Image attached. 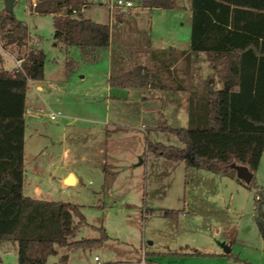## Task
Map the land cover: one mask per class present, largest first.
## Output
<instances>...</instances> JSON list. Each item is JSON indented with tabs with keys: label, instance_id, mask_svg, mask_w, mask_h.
<instances>
[{
	"label": "rangeland",
	"instance_id": "1",
	"mask_svg": "<svg viewBox=\"0 0 264 264\" xmlns=\"http://www.w3.org/2000/svg\"><path fill=\"white\" fill-rule=\"evenodd\" d=\"M28 1L17 0L13 12L41 40L49 71L43 81L55 92L48 97V91H36L34 86L39 82L34 81L28 91V106L44 112L61 111L63 115L56 120L27 116L25 194L36 196L33 189L39 186L43 189L39 198L79 205L88 224L81 227L76 239L99 238L101 227L109 235L101 246L73 251L59 247V254L49 256V262H57L62 254L68 253L67 264H141L144 255L149 264H264V240L256 220V199L262 195L259 190L264 194V155L254 181L247 183L238 181L239 177L186 166L183 161H172L148 151L149 143L186 146L176 135L157 129L154 115L145 119L144 126L139 127L142 130L134 125L135 128L106 136L105 125L96 121L107 111V97L102 90L103 82L106 83L102 70L107 61L101 56L97 63L86 62L78 47L67 50L61 45L55 46L53 16L29 13ZM132 1L134 8L128 13L118 7L111 8L105 0H89L90 6L85 9L87 17L111 25L114 66L121 54L128 65L131 63L132 51L119 50L116 46L126 45L129 36L137 32L136 16L142 0ZM178 1L182 6L178 12L183 13L181 25L187 21V0ZM159 14V11L153 12L149 23L150 27L152 23L153 43L164 46L168 43L166 21L163 15L159 19ZM174 27H178L176 22ZM3 53L5 68H16L14 57L7 51ZM198 53L199 64L197 69L193 68L191 79L214 72L211 76L216 81L215 87H228L224 75L217 69L212 70L207 54ZM69 59L75 62L74 68L67 70L75 79V90L99 85L98 98L75 96L72 99L65 93L63 69H67ZM96 68H100L99 80L92 83L99 82L91 85V69ZM86 73L89 77L82 83L80 78ZM110 100L112 112L117 104L116 99ZM78 102L80 106L76 107ZM180 103L178 99L176 105ZM187 117L169 112V124L187 128L191 126ZM156 118L164 124L160 114ZM64 128L67 141L63 144ZM34 131L48 137L42 135L34 142ZM63 149L78 161L74 166L79 175L76 185L64 184L59 173H54ZM69 181L76 182L74 177ZM166 210H175L177 216H165ZM261 211L264 212V203ZM227 239L229 253L222 245ZM0 264H18L17 243H0Z\"/></svg>",
	"mask_w": 264,
	"mask_h": 264
},
{
	"label": "trees",
	"instance_id": "2",
	"mask_svg": "<svg viewBox=\"0 0 264 264\" xmlns=\"http://www.w3.org/2000/svg\"><path fill=\"white\" fill-rule=\"evenodd\" d=\"M89 0H37L35 11L53 15L57 45L78 47L86 62H95L111 42V26L84 15ZM142 7L174 9L176 0H142ZM190 51H202L213 69L224 75L228 87L217 89L204 82L191 92L187 128L167 124L163 131L176 135L186 146L149 143L148 151L187 166L237 176L242 165L253 182L264 155V0H191ZM29 26L14 12L0 8V65L3 51L12 49L20 67L0 68V243H17L18 264H67L59 247L73 251L101 246L109 235L101 227L99 238L76 239L87 220L79 205L26 195L25 127L27 94L31 81L45 77L46 54L32 43ZM67 61V70L73 69ZM112 88L159 87L145 66L112 74ZM238 181L243 182L240 178ZM256 199L257 225L264 240V194ZM165 216H177L166 210Z\"/></svg>",
	"mask_w": 264,
	"mask_h": 264
},
{
	"label": "crops",
	"instance_id": "3",
	"mask_svg": "<svg viewBox=\"0 0 264 264\" xmlns=\"http://www.w3.org/2000/svg\"><path fill=\"white\" fill-rule=\"evenodd\" d=\"M16 1L17 0H15L14 2L13 10ZM0 3H1L0 8L5 7L4 0H1ZM180 4H181L180 1L176 2V7L174 9H169V10L156 8V7L145 8L142 6L141 8H138L139 10L137 11V16H136L137 32L132 33L131 36H129L126 45L123 44L120 45V47L116 46L118 47L117 49L119 50H122V48H124V49H129V51L130 50L132 51L133 54L130 56L131 57L130 65L127 64L125 60V56L121 54V56H119L117 60L116 66H114L113 57L115 53V47L112 44L113 43L112 35H111V42L109 47L101 49L98 59H100L101 56H104L105 61H107V66L105 67V70H102L106 82L105 84L103 82L102 90L105 91L107 97V106H106L107 111L105 112L104 117H102V119H98V121L96 122H100L102 125H105L104 131L106 136H109L111 133L125 131L128 128H135L133 127L134 125L137 126L138 130L139 129L142 130L139 127L144 126L143 124L145 122V119L151 115H154L157 129L162 130L160 127L165 124L174 127L169 124V119H168L169 112L172 113L177 112V114H181L183 116L186 115L188 116L187 118L189 120L191 92L195 89L202 90L204 82L207 79H210V83L215 86L216 81L211 76V75L214 76V72H211L207 77L201 76V78H197L193 80L191 79L190 74L192 73L193 68L194 70L197 69V66L199 64L198 57H200L199 56L200 54L198 52H202V51H190L191 25H192L191 1L189 2L188 0L186 1L185 11L187 16V21L186 23L182 22L181 25L179 22L181 21V19H183V13L178 12L181 10L180 7H182L180 6ZM28 6L30 7V10L28 9ZM26 8L29 10V13L31 14L33 13L39 14L35 11L34 7L31 6L29 1L26 4ZM132 8L129 9L128 12H131ZM155 11L160 12V14L157 16L159 19L161 17L160 15H163L164 17L163 19L166 21L165 32L166 35L168 36L167 39L168 43H165L166 45L164 46L153 43L152 23L150 27L149 22L150 19H152V13ZM84 15H85V10H84ZM97 22H101V21H97ZM174 22H176L178 27H174ZM40 41L41 40L38 37L33 36L32 39L33 44L40 46L41 44ZM55 46H59V45H57L55 42ZM4 51L10 53L14 57L16 63L17 60H20L18 59L14 50L7 49ZM102 51H105L104 55H102ZM121 53H123V51H121ZM3 57H4V63L0 65V68L6 69L4 65L5 64L4 53H3ZM95 62L97 63L98 60ZM140 65L145 66L150 71L153 79L157 82V84H160L159 87H153V88L147 87V88H135V89L111 87L109 79L112 74H122L125 71H128L133 67ZM127 66H131V67H127ZM6 70H12V69H6ZM99 70L100 68L98 69L96 68L93 70L91 69V73H90L91 85L93 84L95 85L99 82L97 81V83H92V82H96V79L99 80V74H100ZM48 73L49 71L47 69V64L45 63V77H44L45 80ZM63 76H64L63 81L65 82V90H66L65 93L67 95H70L72 99H76L75 96H80L82 99L98 98L97 96H99L100 94L99 85L86 87L83 90L76 91L75 88L73 87L75 79L67 74L66 68L65 70L63 69ZM88 77H89L88 73H86L83 77H81L80 79L82 80V83H83V79H87ZM43 80L38 81L39 83H36L34 89L38 92L48 91L47 96L51 97V95L54 94L55 92L50 87V84L48 85L47 84L48 82H44ZM33 82L34 81H31L30 84H32ZM111 97L116 99L115 103L117 104V106H115L112 112L110 111V105L111 103H113L112 100H110ZM178 99H181V103L176 105V101ZM131 103H133V105ZM26 105H27V113H26V127H25V159H26V150H27V128L29 127V121L27 120V116L28 117L29 115L37 116L35 113L41 110V109L35 110L32 107L30 108L28 106L27 101H26ZM75 106L79 107L80 102H78ZM30 111H32L33 114H30L29 113ZM70 114H74V113H70ZM157 114H160L164 118L165 120L164 124L158 123V119L156 118ZM66 127H69V125L67 124ZM65 132H66V128H64V134L62 136L63 144L67 141V134ZM42 135L48 137V135L46 134L34 131V137H35L34 142H38L37 139H39ZM77 163H78L77 159L70 157V154L67 153V150L63 149V157L61 158L60 162L54 166V173H59L62 182H64V184L76 185L79 182V175L74 169V166ZM185 165L187 166L186 163ZM70 176H73L75 178L76 182L74 184H68L66 182L68 177ZM25 177H26V172H25ZM24 191H25V187H24ZM33 193L36 196H32V197L39 198L38 196L42 195L43 189L39 186H35L33 189ZM229 242L230 240L227 239L226 242L222 244L226 253H229L230 251ZM150 259H152V257ZM97 261L98 262L100 261L99 258Z\"/></svg>",
	"mask_w": 264,
	"mask_h": 264
},
{
	"label": "built area",
	"instance_id": "4",
	"mask_svg": "<svg viewBox=\"0 0 264 264\" xmlns=\"http://www.w3.org/2000/svg\"><path fill=\"white\" fill-rule=\"evenodd\" d=\"M32 7H36L37 0H29ZM105 2L110 5L111 8L118 7L119 9H122L123 12H127L129 9L134 7V2L132 0H105ZM28 9L30 10V7L28 6ZM22 59L17 60V66L20 67L22 64ZM30 114H33L32 111L29 112ZM37 116H46L50 120H56L58 117L62 115L61 111H47L44 112L43 110H39L35 113ZM96 260H98V257H96ZM141 264H149L147 262V258L144 255L141 258Z\"/></svg>",
	"mask_w": 264,
	"mask_h": 264
},
{
	"label": "water",
	"instance_id": "5",
	"mask_svg": "<svg viewBox=\"0 0 264 264\" xmlns=\"http://www.w3.org/2000/svg\"><path fill=\"white\" fill-rule=\"evenodd\" d=\"M15 0H4L5 3V8L12 12L13 11V5H14ZM237 174L238 177L243 180L244 182L249 183L252 180V173L246 168L245 166L240 165L237 168ZM73 176L68 177L67 183L72 184L71 181H69Z\"/></svg>",
	"mask_w": 264,
	"mask_h": 264
}]
</instances>
